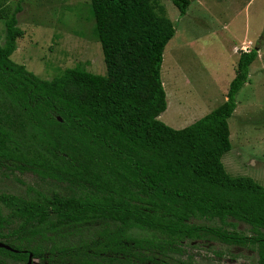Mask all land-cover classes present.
Listing matches in <instances>:
<instances>
[{"label": "trees", "instance_id": "trees-1", "mask_svg": "<svg viewBox=\"0 0 264 264\" xmlns=\"http://www.w3.org/2000/svg\"><path fill=\"white\" fill-rule=\"evenodd\" d=\"M21 1L0 0V173L31 172L63 192L6 198L18 224L2 233L0 216V241L14 249L0 248V264L29 253L42 264H190L178 244L205 234L254 244L264 264V186L231 176L221 162L260 45L240 51L223 103L174 129L158 119L167 106L163 50L176 31L161 0H90L105 73L65 68L51 80L10 58L24 33ZM173 3L183 16L190 0ZM228 218L250 234L227 229Z\"/></svg>", "mask_w": 264, "mask_h": 264}, {"label": "rangeland", "instance_id": "rangeland-1", "mask_svg": "<svg viewBox=\"0 0 264 264\" xmlns=\"http://www.w3.org/2000/svg\"><path fill=\"white\" fill-rule=\"evenodd\" d=\"M161 1L176 30L163 50L160 70L167 106L158 119L169 127L184 128L218 107L235 75L240 51L260 45V59L252 62L248 81L236 94L237 108L228 119L231 149L221 162L231 176L251 177L264 186V0H190L183 16L173 0ZM21 7L17 21L24 33L10 56L14 62L45 80L73 67L105 73L90 0H22ZM4 37L0 19V46ZM53 192L63 191L51 179L31 172L0 173V216L7 221L1 232L18 224L11 215L12 198H6ZM226 222L227 229L250 234L244 222L234 218ZM189 224L218 227L222 223L192 219ZM178 247L179 257L192 264H257L258 259L254 244L228 245L206 234L184 239ZM34 263L41 264L37 259Z\"/></svg>", "mask_w": 264, "mask_h": 264}, {"label": "water", "instance_id": "water-1", "mask_svg": "<svg viewBox=\"0 0 264 264\" xmlns=\"http://www.w3.org/2000/svg\"><path fill=\"white\" fill-rule=\"evenodd\" d=\"M60 120V118H59ZM0 248H5L7 250H13L10 246H8L7 244L0 242ZM24 264H32V254L28 255V259Z\"/></svg>", "mask_w": 264, "mask_h": 264}, {"label": "crops", "instance_id": "crops-1", "mask_svg": "<svg viewBox=\"0 0 264 264\" xmlns=\"http://www.w3.org/2000/svg\"><path fill=\"white\" fill-rule=\"evenodd\" d=\"M250 1H248V3H249ZM234 47V46H233ZM244 51H248V50H246V49H244ZM260 56H261V48H259V50H258V56H257V59H260ZM234 77V76H233ZM232 77V78H233ZM232 80V79H231ZM229 84V83H228ZM227 92V91H226ZM226 100V96H224V100H223V102ZM222 102V103H223ZM236 106H237V104H236ZM217 107V105L215 106V108ZM237 108V107H236ZM214 109V107L212 108V109H210L209 111H207V112H205V113H203V115H201V117H203L204 115H206L207 113H209L210 111H212ZM200 114V113H199ZM200 117V118H201ZM195 122V121H194Z\"/></svg>", "mask_w": 264, "mask_h": 264}, {"label": "flooded vegetation", "instance_id": "flooded-vegetation-1", "mask_svg": "<svg viewBox=\"0 0 264 264\" xmlns=\"http://www.w3.org/2000/svg\"><path fill=\"white\" fill-rule=\"evenodd\" d=\"M0 242H1V241H0ZM13 251H14V249H13ZM29 254H31V253H29ZM29 254H28V255H29ZM27 259H28V256H27ZM36 259H37V261H39L38 258H35V257H33V255H32V264H35V263H34V260H36ZM8 261H9V262H12L11 260H8ZM8 261H7V263H8V264H11V263H9ZM26 261H27V260H26ZM26 261H25V262H26ZM25 262H23V263H17V262L14 263V262H12V264H24ZM39 262H40V261H39ZM41 264H42V263H41ZM45 264H46V263H45ZM190 264H192V263H190Z\"/></svg>", "mask_w": 264, "mask_h": 264}, {"label": "bare ground", "instance_id": "bare-ground-1", "mask_svg": "<svg viewBox=\"0 0 264 264\" xmlns=\"http://www.w3.org/2000/svg\"><path fill=\"white\" fill-rule=\"evenodd\" d=\"M10 8V7H9ZM169 259V258H168ZM171 264V263H170Z\"/></svg>", "mask_w": 264, "mask_h": 264}]
</instances>
